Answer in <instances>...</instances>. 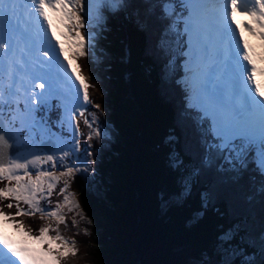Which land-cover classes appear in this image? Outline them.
Here are the masks:
<instances>
[{
	"label": "trees",
	"instance_id": "1",
	"mask_svg": "<svg viewBox=\"0 0 264 264\" xmlns=\"http://www.w3.org/2000/svg\"><path fill=\"white\" fill-rule=\"evenodd\" d=\"M153 3L102 1V19H94L88 67L100 105L94 109L110 135L92 139L87 149L96 162L97 191L87 174L72 179L81 210L94 220L89 234L79 229L73 264L220 259L219 237L229 229L236 235L232 246L264 264V169L257 148L243 162L235 159L238 149H211L210 121L190 105L183 53L177 68L171 64L167 38L180 30L182 7L171 0L172 15L145 14L144 5ZM186 180L187 194L164 210L163 201L185 190Z\"/></svg>",
	"mask_w": 264,
	"mask_h": 264
},
{
	"label": "snow or ice",
	"instance_id": "2",
	"mask_svg": "<svg viewBox=\"0 0 264 264\" xmlns=\"http://www.w3.org/2000/svg\"><path fill=\"white\" fill-rule=\"evenodd\" d=\"M99 2L100 0H96L97 8ZM249 2L252 4L251 7L247 6ZM211 5L215 13L213 26L222 45L218 57L223 59L224 54H227L228 58L225 60L227 71L234 77L229 98L225 99L221 96L213 100L216 104L217 135L222 138V143L217 147L238 149L235 152V159L243 162L252 148L258 144L259 167L264 169V82L256 79L258 73L264 75V68L257 67L249 41L243 36L244 31L247 30L264 41V0H211ZM182 6L189 9L188 15L191 18L203 21L207 16L208 3L205 0H189ZM144 7L145 14H150V10H158L161 15L167 17L175 12L171 8V0H154L153 4ZM24 11H28L30 16H36L38 26L45 30V35H48L49 42L52 43L51 48L43 51V57L49 58L50 66H52L51 53H56L58 57L62 56L63 62L57 61L59 70L53 66V71L50 73L31 74V90L25 89L26 103L23 114L26 123L24 125H18L17 116L14 115L15 105L19 103V99H6L5 94L0 92V147L16 149V153L9 152L10 158L6 163L0 160V182H7L4 187H0V202L9 201L6 207L8 209L15 207L16 212L8 213L0 207V218L5 223H11L13 229L21 233H25L26 230L23 222L16 220L18 216L41 213V219L45 216L50 220L55 218L57 227L53 229L50 224L42 226L38 229V235L26 232L31 244L24 240H13L0 232V252L6 250L7 257L0 258V264H62L69 254L75 256L78 251L74 247L75 241L69 240L59 232L60 224L67 226L66 215L62 212V208L67 207L69 212L78 211L81 217L84 215L79 211L81 205L75 200L74 194L66 193L70 180L74 179L77 172L86 169L74 166V163L69 161V157L75 156L76 160L80 161L77 153L83 152L85 157L91 155L87 151L90 144H80L79 137L83 133L77 121L73 146L70 151L62 150L60 157L55 154H34L31 159H25L23 162L14 157L23 147L22 138L30 139V131L34 133L42 124L43 112L49 105V99L60 94L57 82L60 70H63L64 77L73 81L76 88L73 119H76V114L84 118V124L90 129L87 140L99 136V131L93 127L97 120L96 114L93 113L89 119L86 112L87 106L100 109V105L93 104L90 98V88L93 85L90 84V78L83 75L82 65L77 62L81 58H87L88 42L92 37H89L87 31H82L86 27V21L81 16L84 11L82 0H23V4L20 0H0V52L3 53L0 59L3 60L5 71L9 75L7 90L14 89L10 92L12 97H20L15 74L23 71L21 62L15 59V45L20 40H31V35L19 25ZM238 13L250 17V22L237 21ZM192 27L193 25L189 24L188 30ZM233 41H235L234 46ZM205 51H207L206 46ZM24 75L28 74L24 73ZM36 80L44 82L35 83ZM22 81L23 77H21ZM36 89L40 91L37 92ZM237 141L238 144L235 143ZM43 147L47 149L46 144ZM58 161L60 168L63 169L59 173L55 170ZM82 162L88 163L87 159ZM176 163L180 164L178 160ZM46 164L51 165V168L45 170L43 166ZM37 165L40 167L37 168ZM30 166L35 169L34 173L29 170ZM61 180L63 187L59 189V195L63 197V201H58L52 210H46L41 206V202L48 200L51 205V196ZM184 186L186 195L189 190L187 180ZM21 203L26 209L21 207ZM75 224L76 222L73 221L74 226ZM52 231H55L56 235H50ZM85 234H88L87 230ZM235 239L236 235L229 229L222 233L219 242L220 245L228 248ZM261 243L264 245V233L261 234ZM230 254L236 256V259L223 260L222 264H237V260L239 264H256L254 260L245 258L248 254L243 248H233Z\"/></svg>",
	"mask_w": 264,
	"mask_h": 264
},
{
	"label": "rangeland",
	"instance_id": "3",
	"mask_svg": "<svg viewBox=\"0 0 264 264\" xmlns=\"http://www.w3.org/2000/svg\"><path fill=\"white\" fill-rule=\"evenodd\" d=\"M92 1L93 2H91V0H82V6L84 8V11L81 13V16L86 21V27L82 31H87L89 37L93 38V32L96 28L94 26L96 24L94 23V19H96L97 21H101L102 13H103V9H101V4L102 1L107 2V0H100L98 8L95 6L96 0H92ZM108 2L110 4V0H108ZM20 3L23 4V0H20ZM174 3L176 6L181 5V7H183L182 5L185 4V0H174ZM181 11L185 14V16H183V18H180L179 20V23L181 25L180 30L179 31L176 30L175 32L170 33L172 35L171 37L174 38L172 42H171L172 38H167L168 45H171L172 47V56H173L171 59L172 67L177 68L178 56L179 53L182 52L183 53L182 63L187 73L184 76L183 80L187 81V85L190 89V105L195 110H197L198 116L201 120L208 119L210 121L211 127L214 132L213 140L215 143L214 146L211 147V149H216L219 151L229 149V148L217 147V145H220L222 143V138L217 135L216 111L214 113L211 110L212 109L211 106H214L216 110V104L213 103V100L220 98L221 95L219 97L217 96V94L215 93L216 92L215 86H213V90H212V92L215 93L214 95L212 93L210 94V92L207 91V88H205V80H207L209 72L213 67L215 68L217 67L214 66L215 64L212 63L210 57L208 58L209 54H205V52H204V57L208 58L207 61H205L200 56L196 57V53H194L192 47L194 45H198L196 40L197 39L199 40L200 38L197 34L198 31L201 29L198 24V21L200 20L189 17L186 8H184ZM212 13L214 12L212 10V5L210 3V6H208V13L206 17L208 18L212 16ZM236 20L242 22L245 20H250V17L238 13V17L236 18ZM246 22H250V21H246ZM182 23H185L183 28H182ZM189 24L193 25L191 30H188ZM19 25L22 30L28 32L31 35V40L29 41L27 39H25L24 41L20 40L16 42L15 45V59L19 60L23 65V71L15 74L16 87L20 88V97L16 98L10 95V92L13 91L14 89L7 90V86L9 84V75L8 72L5 71V64L2 59H0V92H3L5 94L6 99H12V100L19 99V103L15 105L16 112L14 113V115L17 116V124L24 125L26 123L23 114V108L26 103L25 89H28L29 91L31 90V84H32V81L30 79L31 74L38 73L40 75H44L45 73H50L53 71V66L59 70V63L57 61L63 62V58L62 56L58 57L56 53H51L50 56L52 57V66H50V64L48 63L49 58L43 57L42 55L43 51L51 48L52 43L49 42L48 35H45V30L38 26L37 18L35 15L30 16L28 11H24L23 17L19 20ZM102 25L104 26V24ZM247 33L249 35L243 33V36L245 39L249 41V44L253 50L252 54L257 62V67L264 68V41H262L258 35H252L248 31ZM91 40L92 39H89V42ZM67 46L68 44L66 43V47ZM158 48L160 54H162V49L160 45L158 46ZM200 48L204 51V49L201 46ZM37 53H39V55H37ZM213 54H215V51H213ZM2 55L3 53L0 52V57H2ZM77 62L82 65V71L86 74L84 75V73L82 72L83 75L90 78V72L88 67L89 53L87 58H81ZM207 63H210V65H208ZM179 69L180 67L178 68V70ZM221 71L225 74H228L226 70L221 69ZM24 73H27L28 75H24ZM21 77H23L22 82H21ZM226 78L229 81L231 80L230 78H228V76H226ZM256 79L264 82V75L258 73ZM40 82H44V81L41 80L35 81V83H40ZM57 82L60 88V94L54 97L55 100H57V104L52 103L44 110L43 122L39 127L35 129L34 133L30 131V139L22 138L23 147L19 151V153L14 157L20 159L21 162H23L25 159H31L34 154L35 155L55 154L57 157H60L62 155V150L70 151V149L73 146V142L76 138L74 133V128L77 124V121L79 122L80 131L83 133V135L87 138V136L90 134V129L84 124V118L79 117L78 114H76V119H73L74 109L76 107V103H75L76 89L74 93L70 92L71 87L74 85L73 81L68 77H64L63 70H60V77H57ZM90 84L92 85L91 81ZM224 87L226 88V85H222V89ZM227 88L229 91H231L230 87ZM35 91L38 92L40 90L36 89ZM219 91L220 90L217 89L218 94ZM52 98H50L49 100H51ZM90 98L93 104L97 103L93 87L90 88ZM224 98L227 99L226 97ZM53 105H55V107H53ZM204 111L205 112L207 111L209 113L208 114L206 112L207 115L211 114L210 117H206L204 115ZM93 113H95L97 117L96 123L93 125V127L96 128L100 134L99 136H93L92 139L94 138L99 139L109 136L110 133L108 127L105 125L104 121L100 119L99 115L97 116L94 107H92L91 105L87 106L86 115L89 119H91ZM184 114L185 111L183 112V115ZM5 115H7V113H5ZM37 119L39 120V116H37ZM50 119L53 121H51ZM49 137H51L50 139L56 141L57 144L51 153L47 152L45 148L42 146V144L45 141L50 140L48 139ZM92 139L90 141L87 140L88 142L87 144H90ZM83 145L86 144L84 143ZM76 155L80 157V161H77L76 157L72 155H70L69 161L73 162L74 166L78 168L86 169L85 171H80L78 173H82V175L87 174L89 177V182L93 183V187L95 191H97L99 184L96 181L99 180V175L94 169L96 162L92 158L93 156L89 155V157L88 156L85 157L83 153L81 154V152L77 153ZM7 156H9V153H7V148L6 149L0 148V160L6 163L8 161L6 160ZM256 156L259 159V148H257L256 150ZM84 159H87L88 161L87 164H84L82 162ZM39 167L40 165H37V168ZM43 168L45 170H48L51 168V165L46 164L43 166ZM29 170L32 171L33 173L35 172V169H33L31 166ZM55 170L57 171V173L63 170L59 166V161L57 162V168ZM20 174H22V172ZM6 183L7 182H0V187H4ZM62 187H63V180L59 182L57 188L55 189L53 195L51 196V205H49L48 200H44L41 202V206L46 210H52V208H54V206L58 201L62 202L63 197L59 195V189ZM87 188H91L92 190V187L88 184L86 185V190H88ZM76 190L73 186L72 180H70L68 192L66 194H74L75 200L80 204L78 199H80L81 196L79 195L78 197ZM184 195H185V190L182 189L180 194L173 195L168 200L164 199L165 201H163V205H164L163 209L166 210L169 204L173 201H180ZM8 202L9 201L7 200L0 202V207H3V211L5 212L15 213L16 212L15 207H13L12 209H8L6 207V204ZM21 207L26 209V206L23 205L22 203H21ZM79 211L82 210L80 209ZM62 212L66 215V219H67V226L63 224H60L58 226L59 232L62 236L68 238L69 240L76 241L77 238L76 236L78 233H80L79 229L83 230L84 232L85 230H87L88 234L93 231L94 220L92 219L91 217L92 215L88 211H86L87 213L85 212V210L82 211L84 214L83 217H81L78 214V211L69 212L67 207L62 208ZM16 220L22 221L26 232H31L33 235H38L39 234L38 229L42 226H45V224L47 225L50 224L53 229L57 227V222L55 218H52L50 220L48 217L45 216L43 219H41V213H36L35 215H31V216L28 215L18 216L16 217ZM73 221L76 222L75 226L73 225ZM89 221H91V223H89ZM83 223L85 224V228ZM36 225H38V227L33 228ZM0 232L8 235L13 240H17V241L24 240L27 241L29 244L32 243L31 241H28L26 232L21 233L18 230H14L11 223H5L2 218H0ZM49 234L54 236L56 235V232L52 231ZM44 247H46V245H44ZM233 248H237V247L231 246L225 248L224 246L219 244L217 251L220 254V259L205 256L206 260L197 261L196 264H222L223 260L236 259V256H232L230 254L233 251ZM5 253L6 250L0 252V258L6 259L7 257ZM238 255L239 254L237 253V256ZM245 258L249 259V256H246ZM73 261L75 262V257L69 254V256L64 261H62V264H73L74 263ZM237 264H239L238 260H237Z\"/></svg>",
	"mask_w": 264,
	"mask_h": 264
},
{
	"label": "bare ground",
	"instance_id": "4",
	"mask_svg": "<svg viewBox=\"0 0 264 264\" xmlns=\"http://www.w3.org/2000/svg\"><path fill=\"white\" fill-rule=\"evenodd\" d=\"M205 2H207V0H205ZM198 24L200 26V30L198 31V36L200 37L199 40L197 39L196 42L198 45H200V41H204L205 38H208L207 40H205V42H210L212 44V47L211 48H217L218 50L221 49L222 45L219 43V37H218V34L214 28V13H212V16L210 17H205L203 21H198ZM210 60L212 61V63L214 64H217V60L214 58V57H210ZM218 84H221V87L222 88V85H224L222 83V80H220L218 82ZM215 89L217 91V87L215 86ZM216 93V92H215ZM221 97V96H220ZM212 107V111L215 113V107L214 106H211ZM0 148H8L7 146H4V147H0Z\"/></svg>",
	"mask_w": 264,
	"mask_h": 264
},
{
	"label": "water",
	"instance_id": "5",
	"mask_svg": "<svg viewBox=\"0 0 264 264\" xmlns=\"http://www.w3.org/2000/svg\"><path fill=\"white\" fill-rule=\"evenodd\" d=\"M45 144L47 145L46 151L49 152V153H51L54 150V148L56 147V145H57L56 142L53 141V140H47V141H45L42 144V146L45 145ZM49 149H50V151H49ZM10 151L12 153H16V149L15 148H12L11 150L9 148H7V153H9ZM8 159H9V156L6 157V160H8Z\"/></svg>",
	"mask_w": 264,
	"mask_h": 264
}]
</instances>
